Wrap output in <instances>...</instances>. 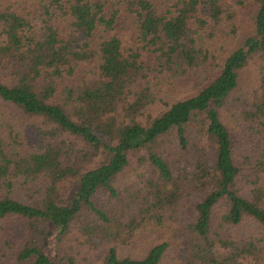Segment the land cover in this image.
Returning a JSON list of instances; mask_svg holds the SVG:
<instances>
[{
  "label": "trees",
  "instance_id": "obj_1",
  "mask_svg": "<svg viewBox=\"0 0 264 264\" xmlns=\"http://www.w3.org/2000/svg\"><path fill=\"white\" fill-rule=\"evenodd\" d=\"M0 103V264H264V0H0Z\"/></svg>",
  "mask_w": 264,
  "mask_h": 264
},
{
  "label": "rangeland",
  "instance_id": "obj_2",
  "mask_svg": "<svg viewBox=\"0 0 264 264\" xmlns=\"http://www.w3.org/2000/svg\"><path fill=\"white\" fill-rule=\"evenodd\" d=\"M233 13H235V23L237 25L238 31L234 34V38L230 40V42L227 45H224L222 48H219L220 45L218 43V37L217 38H212L211 40H208L209 48L210 50H214L215 53L214 55H219L224 54L227 51H231L234 48H237L241 45L243 39L245 38L246 35H248L251 31V20L249 19V10L246 9H240L236 7H232L231 10ZM206 33V31H203ZM217 51V52H216ZM248 73L246 72L245 77H248ZM1 104V103H0ZM7 123H10L11 128L17 129L15 132H19L20 134L23 133L24 135V128L29 125L30 121H21L19 115L14 111L13 109H10L8 107L0 105V131H5L9 130ZM40 125V122L38 123ZM24 129V130H23ZM139 170H132L129 168V172L127 173V179H125V183L132 182L135 177L137 176ZM9 226L11 227L12 230H14V233L18 235L20 231H22L23 228V223L19 219H11L8 221ZM11 224V225H10ZM176 246V245H175ZM143 247L137 248V249H132L129 251V253L133 255H140L141 249ZM169 255H173V247H171L169 251Z\"/></svg>",
  "mask_w": 264,
  "mask_h": 264
}]
</instances>
